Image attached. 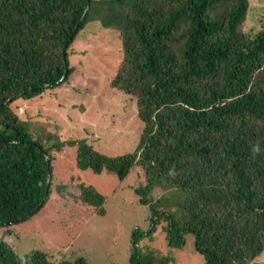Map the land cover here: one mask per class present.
I'll return each instance as SVG.
<instances>
[{
  "label": "trees",
  "instance_id": "1",
  "mask_svg": "<svg viewBox=\"0 0 264 264\" xmlns=\"http://www.w3.org/2000/svg\"><path fill=\"white\" fill-rule=\"evenodd\" d=\"M261 1L0 0V264H93L80 253L18 252L6 237L13 224L43 209L52 193L64 194V186L54 187L51 163L65 147L76 148L78 170L95 176L122 181L134 167L143 170L145 182L134 194L148 209V226L133 225L126 257L106 264L174 263L150 244L159 229L172 250L189 249L204 264H259ZM256 13L259 19L247 28ZM93 24L119 37L120 59L107 87L136 103L143 128L130 154L104 155L86 139L60 141L11 108L67 82L75 70L71 49L78 43L79 53H87L91 41L80 37ZM85 183L80 203L105 216L108 197Z\"/></svg>",
  "mask_w": 264,
  "mask_h": 264
},
{
  "label": "rangeland",
  "instance_id": "2",
  "mask_svg": "<svg viewBox=\"0 0 264 264\" xmlns=\"http://www.w3.org/2000/svg\"><path fill=\"white\" fill-rule=\"evenodd\" d=\"M250 1L257 5V0ZM258 5L264 8V0ZM259 16V13L252 15L246 27L250 28L253 20L255 25ZM261 16L264 18L263 13ZM83 38L91 41L90 45L87 53L81 51V54L78 43L72 47L74 53L70 63L75 70L67 82L30 101L17 100L11 108L23 120H31L33 127L57 136L60 141L86 139L92 148L104 155L130 154L143 128L137 118L136 103L129 96L107 87L120 59L118 34L93 24L84 30L80 39ZM93 51L89 63L88 54ZM52 156L55 159L51 163L54 187L64 186V194L52 193L32 219L13 224L11 235L6 236L8 241L18 252L46 248L52 257L58 252L70 257L80 253L93 264L123 260L128 251L130 228L135 224L145 225L149 214L134 194L145 182L141 167H134L120 181L107 173L95 176L78 170L75 147H65ZM83 183L92 184L95 190L108 197L105 216L96 215L93 208L80 203L79 190ZM153 235L150 242L153 249L172 255L175 259L172 264H204L202 256L189 249L172 250L160 229ZM141 243L149 242L146 238ZM257 260L264 264V252Z\"/></svg>",
  "mask_w": 264,
  "mask_h": 264
},
{
  "label": "water",
  "instance_id": "3",
  "mask_svg": "<svg viewBox=\"0 0 264 264\" xmlns=\"http://www.w3.org/2000/svg\"><path fill=\"white\" fill-rule=\"evenodd\" d=\"M48 181V180H47Z\"/></svg>",
  "mask_w": 264,
  "mask_h": 264
}]
</instances>
